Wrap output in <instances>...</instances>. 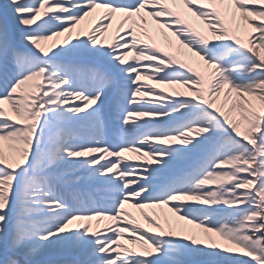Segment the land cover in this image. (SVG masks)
Wrapping results in <instances>:
<instances>
[{
  "label": "snow or ice",
  "instance_id": "6c2138e0",
  "mask_svg": "<svg viewBox=\"0 0 264 264\" xmlns=\"http://www.w3.org/2000/svg\"><path fill=\"white\" fill-rule=\"evenodd\" d=\"M0 264H264V0H4Z\"/></svg>",
  "mask_w": 264,
  "mask_h": 264
},
{
  "label": "bare ground",
  "instance_id": "6f19581e",
  "mask_svg": "<svg viewBox=\"0 0 264 264\" xmlns=\"http://www.w3.org/2000/svg\"><path fill=\"white\" fill-rule=\"evenodd\" d=\"M1 2L4 3V0H1ZM178 8H179L180 10H182V11L186 14V16H187L189 19H192V20H193V18H192V16H191V13H188V12H187V9L183 8V6H178ZM102 11H103L102 9H98V10H97V14H96V16L93 17L90 21L86 22L85 25H84V27H85L86 29L93 27V26L97 23V20H98L99 14H100ZM194 23L196 24V26H198V27H200V28L203 29L204 24H205V21H203V20H196V18H195ZM17 27H18V26H17ZM164 31L168 34L169 37H172V39L175 40V37L172 36V32H171L170 29H165ZM114 33H115V29H114V27H113L112 29H109V30H108V32H107V34H106V36H105V40H106V42H111V39H112V36L114 35ZM61 39H62V38H61ZM155 40H156V42L158 43L159 46H161V47L164 48L165 50H168V48H167V42H166L165 37H164L163 35H161V34H159V33H156V34H155ZM152 83H153V82L149 81V84H152ZM161 86H162V85H161ZM162 87H164L165 89H167V90L170 91L169 87H167V86H162ZM182 89H183V88H181L180 90H182ZM130 210H131V208H130ZM137 217L141 220V216L139 215V211H138V215H137Z\"/></svg>",
  "mask_w": 264,
  "mask_h": 264
},
{
  "label": "rangeland",
  "instance_id": "374dc122",
  "mask_svg": "<svg viewBox=\"0 0 264 264\" xmlns=\"http://www.w3.org/2000/svg\"><path fill=\"white\" fill-rule=\"evenodd\" d=\"M0 4H2V2H1V0H0ZM193 18V21L195 20V17H192ZM149 81H151V80H149ZM151 82H153V81H151ZM157 87L159 88V87H162L161 85H157ZM170 89V91L169 90H167L166 89V91H168V92H171L172 91V89L171 88H169ZM182 90H185L186 91V89H182ZM128 155H130V156H132L133 158H135L136 156H137V154L136 153H129ZM131 211H133V213H134V215H138V211L139 210H135V209H131ZM146 211H151V210H148V209H146ZM138 218V217H137ZM139 219V218H138ZM143 218L141 217V220H142Z\"/></svg>",
  "mask_w": 264,
  "mask_h": 264
}]
</instances>
